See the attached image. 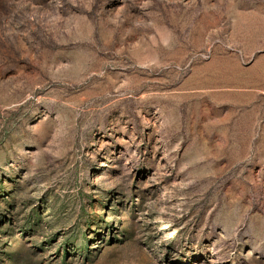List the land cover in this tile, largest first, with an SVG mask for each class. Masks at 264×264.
Returning <instances> with one entry per match:
<instances>
[{
  "label": "rangeland",
  "instance_id": "1",
  "mask_svg": "<svg viewBox=\"0 0 264 264\" xmlns=\"http://www.w3.org/2000/svg\"><path fill=\"white\" fill-rule=\"evenodd\" d=\"M0 264H264V0H0Z\"/></svg>",
  "mask_w": 264,
  "mask_h": 264
}]
</instances>
